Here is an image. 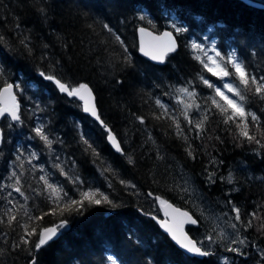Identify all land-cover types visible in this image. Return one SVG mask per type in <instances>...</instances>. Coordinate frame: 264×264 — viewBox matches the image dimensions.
<instances>
[{"label":"trees","instance_id":"trees-1","mask_svg":"<svg viewBox=\"0 0 264 264\" xmlns=\"http://www.w3.org/2000/svg\"><path fill=\"white\" fill-rule=\"evenodd\" d=\"M247 1L264 6V0ZM138 27L157 34L171 31L177 52L161 66L140 58ZM176 27L184 31L177 33ZM0 37V88L5 83L21 85L14 92L22 121H0V180L12 169L24 193L15 195L24 207L12 208L17 220L11 225L5 215L8 208L0 200V264H32L33 259L36 264H109V256L116 264H264V147L241 137L236 123H224L225 114L212 98L228 106L202 78L217 80L191 47L209 45L225 59L235 54L248 73L264 76L263 9L240 0H0ZM223 64L230 68L225 60ZM41 72L73 86L88 84L97 113L122 152L113 153L100 121H91ZM228 81L238 85V78ZM252 87L245 93V109L255 113L259 123L251 116L246 120L250 134L259 139L264 133V101ZM180 88L195 93L186 109L188 119L182 106L175 107ZM231 111L228 108L227 115ZM201 121L202 127H196ZM37 126L44 127L51 146L32 131ZM27 154L31 161L23 164L20 158ZM42 172L72 199L80 200V192L93 190L111 203L85 201L82 209L74 206L62 215L57 209L43 220H29L26 211L37 217L53 207L42 192ZM156 197L197 219L196 226L186 228L196 242L211 226L195 210L208 218L231 216L236 223L231 209L238 207L241 223L234 230L228 219L229 230L246 238L240 247L243 254L226 250L236 247L233 244L216 242L209 250L213 254L201 260L184 256L160 231ZM254 211L255 219L248 215ZM250 219L252 227L245 229ZM61 220L68 223L40 250L34 247L38 235L26 236L28 244L21 242L25 223L28 231L39 232Z\"/></svg>","mask_w":264,"mask_h":264},{"label":"snow or ice","instance_id":"snow-or-ice-1","mask_svg":"<svg viewBox=\"0 0 264 264\" xmlns=\"http://www.w3.org/2000/svg\"><path fill=\"white\" fill-rule=\"evenodd\" d=\"M43 12V9H41ZM145 17L141 16L140 19L143 20ZM104 28L107 29L109 32H111V28L108 24L104 25ZM175 31L177 33L184 31L183 28L176 27ZM140 33V52L145 56L151 59L152 61H158L163 63L165 60V56L170 53L174 52L176 50V41L173 39V33L172 32H163L160 35H153L152 32H148L144 27L139 28ZM145 36H147L149 39L145 41ZM2 39V37H0ZM27 37H25L23 40H21V43H25V40ZM116 40L119 41L120 37L117 35ZM193 49H199L201 52L204 53L206 56V61H202L204 64V68L207 69L208 72L211 73L212 76L217 77L220 80H224L227 78H238V85L234 86L231 83H223L222 86H217L210 82V80L202 78L203 83L207 85L208 88L215 90V95L219 96L221 100L225 102V104L228 106L225 108L223 105H220L215 98H212V103L220 109L221 113L225 114L224 123L229 124L230 122L236 123V127L240 129L239 135L241 137L246 138L249 142L256 143L258 145H261L264 147V143H262V140H264V133L261 134V138H257L256 135L250 134L249 132V125L247 123L246 117L251 116V120L253 122L259 123V118L257 115L251 111H246L245 109V102H246V95L247 92H252L253 87L254 88V95L257 96L261 101H264V76L256 77L254 75H251L247 72V66L244 64V62L240 59H238L235 54L228 55L226 60V65H229V67L225 66V64H221L219 61H223L225 59L224 56L221 55L220 51H215V56L219 58V61L217 59H214L212 55H208L206 51H204L202 45L193 43L191 45ZM127 60L128 57H125ZM196 59H200L199 56L196 57ZM40 75L48 81L54 82L56 87L59 89L61 93H66L69 97H76L79 100L83 101V111L86 113H90L93 117H95L97 120L100 121L101 125L105 127L107 131V137L109 142L112 144V146L115 148L117 152H122V148L120 146V143L117 141V138L113 135L112 131L107 128V125L103 120H101L100 116L97 113V107L94 102L93 97V90L89 87L86 83H78V85L73 86L70 83L62 82L60 78H57L55 75H49L44 72H41ZM242 86V87H241ZM21 88V85L19 84H11V83H5L2 88H0V117H9L11 121L22 123L21 116L19 114L20 105L17 102V96L14 92V89L19 90ZM179 91L183 93L184 95L188 97H192L195 95L194 92L188 91L187 88H180ZM228 93H231V96L228 95ZM157 104L160 105L161 108L164 107L163 104H160V101L157 100ZM191 105H186V109L190 108ZM228 108H230L231 115H227ZM185 119H188L187 111L184 113ZM236 117L240 118V121L237 122L235 120ZM137 119L140 120L141 123L144 122L143 117H137ZM204 119H207V116L204 117ZM189 123L191 124L192 121L189 120ZM203 121H201L199 124L196 125V127H202ZM241 125H243L241 127ZM11 127V125H9ZM179 124H177V128L179 129ZM33 132H35V135L39 137L41 141L44 142L45 145L51 146L52 140L49 139L48 135L45 133L43 126H37L32 129ZM179 134V133H178ZM3 133L2 130H0V139H2ZM85 144H88V141H84ZM89 148H91V145H89ZM190 156L192 155V152L188 153ZM32 157L35 158V153H32ZM19 159V157H17ZM129 163H132L133 161L129 157L128 159ZM56 167L59 168V165H56ZM63 175V171L61 172ZM12 177H16V173H12ZM41 181L44 182V185L49 190V196L48 199L52 202L53 207L49 209L48 212L43 213L41 216L33 217L31 216L27 211L25 212V215L28 216L29 220H43L44 216L48 214L55 215L56 210L60 209L61 215L69 210H72L75 206L76 210L82 209L84 206V202L88 201L91 204L100 205L102 202L104 203H111L109 201L108 197L106 195H103L99 192H93V191H82L80 192L81 199L76 200L69 197V194L64 191L62 187L54 186L53 183L49 182V179L46 175H42L39 178ZM209 179H211V175L209 176ZM73 183H76L75 180L72 181ZM123 183V181H122ZM228 183H232L231 176L228 177ZM16 186L14 187V191L19 193L21 196L24 195V193L21 191L20 185V179L16 178L15 180ZM9 196H11V193H9ZM99 196V198H96ZM157 200L160 201V203L163 205L166 203V201L161 200L159 197H156ZM9 204H12V200L8 201ZM229 204L232 202L229 201ZM13 207H15L13 205ZM168 207H172L170 204ZM174 212H176L180 217L186 218L179 220L178 223L175 224V226H170L167 222L161 221V227L165 228V230L171 235V238L182 248L185 249L188 253L198 254L200 256H209L213 253L209 250H202V245H198L193 240L189 239V237L184 232V224L190 223V224H197V219H193L191 215H189L188 212H180L179 209H174ZM232 212L235 213L234 220L236 223H232L231 227L236 230L237 225L241 223V210L238 207H235L233 205ZM12 208H9L5 215L8 216V224L11 225L14 221L17 220V217L15 215H12ZM165 215L167 216L168 213L165 212ZM227 215V214H226ZM250 217L255 219L257 217V213L254 211L252 213L248 214ZM155 218V217H153ZM68 223L67 220H61L60 223L54 227H44L42 230H39L37 232V229L33 228L31 231H28V224L25 223L22 225V227L25 229L24 235L20 237L21 242L24 244H28L29 240L25 239V237H31L34 235H38V240L34 242V247L36 250H40L43 246H45L48 242L52 241L57 235L60 229L64 228L66 224ZM245 229L252 227V220L250 219L246 225H244ZM261 228L264 229V224H261ZM214 231V230H213ZM206 239L209 241V244L216 243V238L210 233L207 235ZM219 239L221 240H227L229 244H237V245H244L246 243V238H241L239 231L235 232V238H229L224 232L219 233ZM19 247V245H16ZM230 252H235L237 254H243L240 251L239 247H228L226 249ZM109 260L112 261V264H116L115 260L111 256L108 257ZM32 264H36L35 259H33Z\"/></svg>","mask_w":264,"mask_h":264},{"label":"rangeland","instance_id":"rangeland-1","mask_svg":"<svg viewBox=\"0 0 264 264\" xmlns=\"http://www.w3.org/2000/svg\"><path fill=\"white\" fill-rule=\"evenodd\" d=\"M201 45H202L204 51H206L208 53V55H212L214 59H217L219 61V58L215 56V51L211 48V46L204 45V44H201ZM194 50L197 51V52L199 51L200 52V53L198 52L199 55L203 56L204 57V61H206V56L204 55L203 52H201L199 49H194ZM224 60L226 61L227 59H224ZM224 60L223 61H219V62L221 64H223ZM208 73L211 75L210 72H208ZM213 78L217 80V83H213V84H215L217 86H222L223 83H230L228 81V78L224 79L223 81L218 79L215 76H213ZM228 95L231 96V93H228ZM174 97H173V99H174ZM174 103L176 104L175 107L178 106L177 108H180L182 106L183 113H185V111H186V105H191L190 97H188V96L184 95L183 93H181L179 91V89L176 91V97H175ZM20 160H21V162L23 164L30 163L31 155L27 154L23 158H20ZM13 172L14 171L12 169H9L8 175L5 177V179L0 180V183H1L0 184V191H1L0 192V200H1L2 204L6 207V209L7 208L9 209L10 207L11 208H16L18 205L24 207V202L17 203L16 200H15V195H16V197L19 196L18 193H16L14 191V187L16 186L15 180H16V178H19V174L15 172L16 173V177H12V173ZM42 175H44L43 172H42L41 176ZM38 177L40 178V175ZM50 183H52V182H50ZM40 184H42L43 188H44V189H42L43 190L42 191L43 194H46L47 197H48L49 196V190L46 188V186L44 185L43 181H41ZM54 186H59V185L58 184H54ZM90 191H93V190H90ZM93 192H96V191H93ZM9 193H11V196H9ZM96 198H99V197H96ZM9 200H12V204L8 203ZM14 203H16V204H14ZM13 205L15 207H13ZM7 206H9V207H7ZM195 213L199 216L200 219H202L203 222H205L206 224L211 226V229H210L209 233H207L206 235H201L200 238L197 239V242L195 241L198 245H202V250H210V248L213 245V244H209V241L206 239L207 235H209L210 233L214 236V238H216V242L223 244L225 247H227L229 245V242L227 240L219 239V233L221 231L224 232L227 236H229L230 239L231 238H235V234L232 233V230H229L230 229L229 220L232 223L231 216H227V218H224V217L220 218V217H216L214 215H211L212 217L208 218V216L206 214H203V213H201L198 210H195ZM226 228H228V230ZM233 246H236V247L240 248L242 245L233 244ZM224 260H225V258L222 257L221 261H224ZM109 264H112V261H110Z\"/></svg>","mask_w":264,"mask_h":264},{"label":"water","instance_id":"water-1","mask_svg":"<svg viewBox=\"0 0 264 264\" xmlns=\"http://www.w3.org/2000/svg\"><path fill=\"white\" fill-rule=\"evenodd\" d=\"M240 1H242L243 3H245L246 5H248V6H250V7H253V8H257V9H263L264 10V6H262V5H258V4H254V3H251V2H249V1H247V0H240ZM139 28H141V27H138V28H136V30H135V38H136V54L140 57V58H142V59H144L145 61H147V62H149L150 64H153V65H156V66H161V65H163V63H161V62H158V61H152L151 59H149L148 57H145L141 52H140V39H141V37H140V33H139ZM146 29V28H145ZM148 32H152V31H150V30H148V29H146ZM166 31H168V32H171V31H169V30H167V29H164V30H162L160 33H154V32H152L153 33V35H160V34H162L163 32H166ZM145 41H147L149 38L147 37V36H145ZM173 39L176 41V38H175V36H174V34H173ZM176 50L174 51V52H170V53H168L166 56H165V58L166 57H168V56H171V55H173L174 53H176L177 52V50H178V43H177V41H176ZM2 88V87H1ZM74 100H76V102L77 103H79V105H80V108H81V111H82V113L85 115V116H87L91 121H93V122H95V123H98V120L95 118V117H93L90 113H86V112H84L83 111V101H81V100H79L78 98H76V97H72ZM19 104V103H18ZM2 119H7L9 122H13V121H11V119L9 118V117H7V116H5V117H0V121L2 120ZM1 140V139H0ZM106 143H107V145H108V147L111 149V151L113 152V153H115V154H118L119 152H117L116 150H115V148L112 146V144L109 142V140H108V137H106ZM158 202V206H159V209H160V211H161V213H162V217H163V219L162 220H160L159 221V227H160V231H161V233L164 235V236H166L169 240H170V242H171V244L174 246V248L175 249H177L180 253H182L184 256H186V257H188V258H195V259H197V260H201L204 256H200V255H198V254H193V253H188L185 249H182L172 238H171V235L165 230V228H163V227H161V221H165V222H167L170 226H175V224L176 223H178L179 222V220H181V219H186V218H183V217H180L176 212H174L173 210L174 209H179V208H177V207H175V206H173L171 203H169V202H166L165 204H161L160 203V201L158 200L157 201ZM171 205L172 207H168V205ZM180 210V212H186V211H184V210H182V209H179ZM165 212H167L168 213V215L166 216L165 215ZM190 215V214H189ZM194 219V218H193ZM193 226H196V224L194 225V224H190V223H186V224H184V232H185V234L189 237V235L187 234V232H186V228L187 227H193ZM189 239H191L190 237H189ZM191 240H193V239H191ZM194 241V240H193ZM195 242V241H194Z\"/></svg>","mask_w":264,"mask_h":264}]
</instances>
